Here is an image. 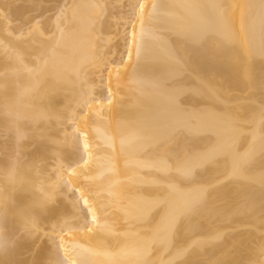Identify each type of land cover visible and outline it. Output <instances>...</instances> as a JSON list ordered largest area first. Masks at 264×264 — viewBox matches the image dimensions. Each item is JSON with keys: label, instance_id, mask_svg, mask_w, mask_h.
Listing matches in <instances>:
<instances>
[{"label": "bare ground", "instance_id": "6f19581e", "mask_svg": "<svg viewBox=\"0 0 264 264\" xmlns=\"http://www.w3.org/2000/svg\"><path fill=\"white\" fill-rule=\"evenodd\" d=\"M17 112L0 264H264V0H0Z\"/></svg>", "mask_w": 264, "mask_h": 264}, {"label": "clouds", "instance_id": "9594fccd", "mask_svg": "<svg viewBox=\"0 0 264 264\" xmlns=\"http://www.w3.org/2000/svg\"><path fill=\"white\" fill-rule=\"evenodd\" d=\"M13 121L9 131L15 137L13 154L9 157V165L0 167V207L12 202V195L18 190L19 186L25 182L24 171L31 167L24 163L21 155V144L27 138L26 133L20 127V121L23 119L20 113H8ZM51 199V194L47 195Z\"/></svg>", "mask_w": 264, "mask_h": 264}]
</instances>
